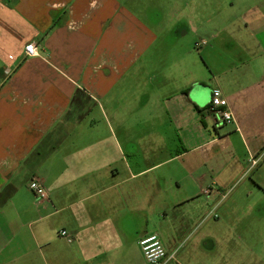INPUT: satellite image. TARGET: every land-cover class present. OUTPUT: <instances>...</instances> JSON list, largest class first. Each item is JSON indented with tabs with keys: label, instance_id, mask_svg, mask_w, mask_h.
<instances>
[{
	"label": "crops",
	"instance_id": "1",
	"mask_svg": "<svg viewBox=\"0 0 264 264\" xmlns=\"http://www.w3.org/2000/svg\"><path fill=\"white\" fill-rule=\"evenodd\" d=\"M110 1L0 0V264H120L113 256L116 249L141 248L139 241L144 237H160L148 229L150 215L169 200L163 188L169 181L158 173L169 163L177 162L187 171L185 180H173L177 188L190 179L201 194L202 188L210 184V177L202 169L213 167L220 172L230 161L242 167L239 155L244 150L254 166L250 174L257 178L250 180L260 190L258 200H264L260 175L264 170V0H239L241 26L237 20L236 24L233 22L237 27L231 30V24L226 25L228 36L214 34L201 39L205 43L198 48L203 47V61L212 75L202 76L203 70H191L189 65L180 72L178 63L182 61L175 52L174 73L176 77L182 75L181 84L156 83L167 90L165 105L170 106L177 135H182L183 149L178 148L170 159L160 157L155 162L131 163L124 159L120 148L122 159L116 165L109 160L100 164L89 160L85 162L89 170L84 179H90L86 191L100 182L106 183L104 189L91 194L55 195L45 188L48 197L42 199L34 193L19 192L26 182L29 187L40 166L50 162L51 154L58 155L66 122H78L87 102H99L113 91L130 67L162 37L152 36L144 29L139 32L128 22L122 26L120 19H114L102 31ZM233 30L239 32L233 35ZM182 31L179 29V34L183 35ZM32 41L38 44L40 57L25 56V46ZM217 46L219 52H215ZM171 87L174 91L169 90ZM216 88L227 98L234 115V140L228 135L212 137L202 124L204 116L217 127L221 123L218 116L208 113L212 90ZM185 120L191 122L184 124ZM63 177L61 172L60 178ZM166 205L169 209L170 204ZM73 209L75 216H66ZM64 213L60 231L67 230L73 241L65 238L70 244L68 252L59 250L57 255L49 256L53 241L45 236L44 223ZM20 214L29 222L31 247L19 235L11 234V222L21 218ZM99 226L107 228L110 242L103 245L112 249L111 255H93L89 241L92 238L87 233L97 231ZM4 235L8 241L2 240ZM211 244L217 245L212 240L205 242L204 247ZM165 248L170 254L179 249ZM247 262L224 260L222 264H264L260 258ZM169 264L186 263L176 257Z\"/></svg>",
	"mask_w": 264,
	"mask_h": 264
},
{
	"label": "rangeland",
	"instance_id": "2",
	"mask_svg": "<svg viewBox=\"0 0 264 264\" xmlns=\"http://www.w3.org/2000/svg\"><path fill=\"white\" fill-rule=\"evenodd\" d=\"M238 5L239 0H111L108 3V19L102 31H106L114 19H120L122 26L128 22L139 32L144 29L152 36L162 37L158 38L159 42H153L148 52L130 67L113 91L100 98L99 102H87L78 122H66L62 128L65 136L57 148H61L60 152L58 155L51 154L50 162L40 166L36 172V178L45 181V188L51 194L70 196L78 192L86 195L101 191L106 187L105 182L94 185L90 192L86 191L90 179H84L89 170L85 162L94 160L100 164L109 160V163L116 165L122 159L119 148L122 155H125L124 159L131 163L148 160L155 162L160 157L163 160L170 159L178 148L183 149L182 135H177L170 106L165 105L167 90L165 87L160 89L156 83L161 81L164 84L168 81L170 84H179L183 79L182 75L176 77L174 73L177 60L175 52L180 54L178 60L182 61L178 63L180 72L183 68L186 71L189 65L191 70H203L202 76L212 75L203 61V47L198 48L197 44L201 39L214 34L228 36L229 33L224 31L226 25L231 24L228 26L231 30L237 27V20L241 26L242 7L239 9ZM192 22L198 31H194ZM179 29L184 30L183 35L179 34ZM116 31L119 32L117 28ZM238 32L233 30V35ZM218 47L215 52H219ZM173 88L169 90L174 91ZM189 122L185 120L184 124ZM202 124L206 125L204 129L207 128L212 137L228 135L231 140L235 138L233 123H220L217 127L204 116ZM239 156H242V167L230 161L227 168L220 172H216L217 168L213 167L208 168L210 171L203 168L202 173L210 177V184L202 188L201 194L200 188L190 179L181 188L175 186L173 180H185L187 177V171L181 169L179 163L166 164L158 171L164 180L169 181L163 186L164 195L169 200L161 210L153 211L150 215L148 231L158 232L168 249L175 250L178 247L176 257L179 262L203 264L208 261L211 264H222L224 260L232 263L248 260L249 263V260L257 258L264 261V200H258L260 190L253 182L257 178L250 174L254 166L248 162V154L241 150ZM61 172H64L63 178H60ZM260 175L264 181V170L260 171ZM251 177L253 180H250ZM213 181L218 182L217 186L212 185ZM27 185V182L21 185L19 192L33 194ZM206 189L210 190L209 194L204 193ZM182 200L185 202L179 204ZM166 204H170L169 209ZM75 212V209L70 210L66 216L74 217ZM64 215H57L50 223H44L45 236H50L53 241L47 253L49 256L53 253L57 255L59 250L68 252L70 244L59 235ZM28 223L23 215L19 219L14 218L11 234L19 235V239L31 247ZM194 229L195 233L189 237ZM87 234L92 238L89 241L94 256L102 257L106 252L111 255L112 249L104 248L110 242L107 241V228L99 226L97 231ZM5 237L2 240L8 241ZM212 240L217 245L204 247L205 242ZM127 247L118 248L113 254L120 264H149L142 248Z\"/></svg>",
	"mask_w": 264,
	"mask_h": 264
},
{
	"label": "built area",
	"instance_id": "3",
	"mask_svg": "<svg viewBox=\"0 0 264 264\" xmlns=\"http://www.w3.org/2000/svg\"><path fill=\"white\" fill-rule=\"evenodd\" d=\"M205 42L198 43L197 46ZM25 56L34 58L40 57V49L36 42L32 41L26 44L24 50ZM208 113L215 114L220 119L221 124H232L235 122L234 115L229 107V102L224 97L222 91L218 88L212 90L210 107ZM29 188L40 198L47 199L48 192L42 182L35 178L29 184ZM210 190H204L209 194ZM60 236L66 238L69 242L73 241V236L67 231H60ZM144 256L149 264H169L176 260V252L170 254L165 248L162 240L157 234L149 235L139 241Z\"/></svg>",
	"mask_w": 264,
	"mask_h": 264
}]
</instances>
